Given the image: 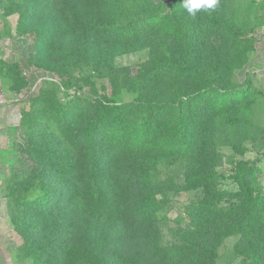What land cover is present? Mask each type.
Segmentation results:
<instances>
[{
  "label": "trees",
  "instance_id": "1",
  "mask_svg": "<svg viewBox=\"0 0 264 264\" xmlns=\"http://www.w3.org/2000/svg\"><path fill=\"white\" fill-rule=\"evenodd\" d=\"M181 3L0 0V39L16 15L29 64L50 75L20 109L26 146L2 188L12 264H217L229 238L239 264H264L262 160L237 159L264 145V95L235 79L261 4L218 0L193 17ZM131 53L146 57L135 71L116 65ZM0 84L19 94L28 80L0 59Z\"/></svg>",
  "mask_w": 264,
  "mask_h": 264
},
{
  "label": "rangeland",
  "instance_id": "2",
  "mask_svg": "<svg viewBox=\"0 0 264 264\" xmlns=\"http://www.w3.org/2000/svg\"><path fill=\"white\" fill-rule=\"evenodd\" d=\"M259 4H261V10L259 18H264V0H257ZM9 22V28L11 29V36L4 37L0 39V59H3L7 62H16L20 65L23 76H25L28 80V87L24 89L19 94H14L10 91H5L4 95L0 93V102H3V105L10 106L14 108L15 119H18L19 111L21 108L25 107L26 101L32 97L37 95L39 89L43 87V85L50 80V75L43 71L42 69L37 68L35 65H30L29 61L31 58L35 56V50L33 48V39L31 36L24 35L22 37L15 35V23H16V15H13L7 19ZM38 21V20H37ZM3 22L4 17L2 10L0 9V30H3ZM37 23V22H36ZM258 29V28H257ZM145 53H131L127 55H123L117 57L115 60L116 65L118 66H126L129 67L133 72L136 70L138 65L144 61ZM244 70L243 72L236 73V81L241 82L242 77L245 73L250 74V78L255 85V87L260 88L263 92V89L256 84V80L253 79V75L249 70ZM97 84L100 85L101 82L97 81ZM84 91V90H83ZM1 92V88H0ZM83 92H76L72 90L69 92V96L72 97L74 94H80ZM106 93L110 95V89L107 88ZM264 95V92H263ZM65 99V97L63 96ZM264 99V98H263ZM17 123V122H16ZM264 126V122H263ZM13 148L9 149V151L4 155L5 160L7 161V172L10 171L11 168L17 167L20 164L18 153V145L26 146V143L22 137V135L18 131V125L14 127L13 131ZM262 144V143H261ZM6 144L4 145L3 150L6 149ZM248 148V152L244 156H237V159L244 160H252L255 158H259L262 160L261 167L264 168V145H260L258 147H252L251 144L246 145ZM222 153L225 155H230L231 151L229 149H222ZM9 174V173H8ZM261 185L264 187V178L261 181ZM196 197L195 192H188L185 194H181L176 198V205H174L171 210L168 212L169 223L168 226L172 229L175 228L173 223V218L180 212V208L190 202L192 199ZM165 241L169 240V232L166 233ZM165 235V232H164ZM16 236V235H15ZM16 238H18L16 236ZM19 239V238H18ZM234 239L229 238L225 240L222 246L219 249V258L217 264H239L238 261L234 257L233 253V244ZM20 242V241H19ZM19 245V244H18ZM12 261V258H11Z\"/></svg>",
  "mask_w": 264,
  "mask_h": 264
},
{
  "label": "crops",
  "instance_id": "3",
  "mask_svg": "<svg viewBox=\"0 0 264 264\" xmlns=\"http://www.w3.org/2000/svg\"><path fill=\"white\" fill-rule=\"evenodd\" d=\"M255 39V49L250 54L247 70L251 72L256 84L264 92V18L260 27L255 31ZM0 88V93L4 95L5 90L2 89L1 84ZM14 112V108L0 102V264H12V253L20 243L13 232L7 213L6 200L2 195V188L9 173L7 172L8 164L4 155L10 148H13V131L14 127L19 124L20 119V111L18 119H15ZM5 144L7 146L3 150Z\"/></svg>",
  "mask_w": 264,
  "mask_h": 264
},
{
  "label": "clouds",
  "instance_id": "4",
  "mask_svg": "<svg viewBox=\"0 0 264 264\" xmlns=\"http://www.w3.org/2000/svg\"><path fill=\"white\" fill-rule=\"evenodd\" d=\"M218 0H182V7L193 17L200 10H215Z\"/></svg>",
  "mask_w": 264,
  "mask_h": 264
}]
</instances>
